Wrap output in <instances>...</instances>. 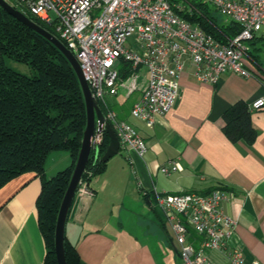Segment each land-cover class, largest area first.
I'll return each mask as SVG.
<instances>
[{"label": "crops", "instance_id": "crops-1", "mask_svg": "<svg viewBox=\"0 0 264 264\" xmlns=\"http://www.w3.org/2000/svg\"><path fill=\"white\" fill-rule=\"evenodd\" d=\"M249 46L247 63L253 75L225 73L215 84L200 81L186 57L174 107L155 115L151 126L131 115L147 84L145 68L108 97L109 107L143 137L147 152L141 157L121 149L103 173L84 182L91 195L76 194L65 237L81 264H183L163 226L156 192L216 187L228 192L223 207L237 220L231 245L241 247L248 262L264 264V108L252 110L257 130L253 144L232 142L223 131L227 108L238 101L251 106L264 96V35L258 34ZM171 159L178 160L181 169L164 174L159 168ZM72 163L68 151H52L46 176ZM41 191V178L33 171L0 188V264H47L37 208ZM214 257L218 264H228L223 254L215 252Z\"/></svg>", "mask_w": 264, "mask_h": 264}, {"label": "built area", "instance_id": "built-area-1", "mask_svg": "<svg viewBox=\"0 0 264 264\" xmlns=\"http://www.w3.org/2000/svg\"><path fill=\"white\" fill-rule=\"evenodd\" d=\"M212 5L226 21H234L240 32L225 44L197 23L182 18L168 0H12L11 5L53 26L59 39L80 63L85 79L105 118L114 128L121 149H132L141 157L147 152L143 137L109 107L108 97L118 94L123 80L121 60L132 68H145L147 84L134 103L131 115L149 126L157 114L168 113L179 94V78L186 57L202 82L215 84L225 73L253 75L248 67L249 42L264 35V0H201ZM183 1L175 4L183 10ZM28 15V14H27ZM174 66V67H172ZM264 108V96L250 106ZM105 131H96L93 151L100 148ZM169 174L181 169L176 159L160 166ZM81 181L78 192L91 195ZM77 192V193H78ZM228 192L216 187L209 193L188 190L156 192V206L163 214L166 230L183 264H218L215 252L228 264L248 262L241 247L230 240L237 220L223 207Z\"/></svg>", "mask_w": 264, "mask_h": 264}, {"label": "trees", "instance_id": "trees-1", "mask_svg": "<svg viewBox=\"0 0 264 264\" xmlns=\"http://www.w3.org/2000/svg\"><path fill=\"white\" fill-rule=\"evenodd\" d=\"M168 1L182 18L197 23L222 43H229L241 30L234 21L221 22L212 12L210 4L201 0ZM181 1L184 3L183 10L175 6ZM29 17L60 38L52 30L53 26L32 15ZM7 59L27 64L32 73L15 70ZM139 70L133 69L130 62L121 60L119 74L123 81ZM98 104L106 112L100 101ZM223 119V131L232 142H255L257 130L248 103H234L225 110ZM86 125L84 94L68 59L52 42L0 6V188L25 172H36L41 178L42 191L37 208L48 249L47 264H58L55 251L57 217L80 152ZM108 144L109 137L105 133L100 157L95 159L92 152L82 181L91 180L105 171L107 162L102 161L101 157ZM57 150L68 151L73 163L54 176L47 177L46 160L50 152ZM163 226L166 230L165 223ZM64 245L67 263L81 264L76 248L66 237Z\"/></svg>", "mask_w": 264, "mask_h": 264}, {"label": "water", "instance_id": "water-1", "mask_svg": "<svg viewBox=\"0 0 264 264\" xmlns=\"http://www.w3.org/2000/svg\"><path fill=\"white\" fill-rule=\"evenodd\" d=\"M0 6L20 22L24 23L34 31L44 36L64 54V56L68 59L73 69L75 70L84 94L87 110V125L84 131L82 145L72 173V177L60 206L55 230V251L58 264H68L64 245L66 221L68 218L69 210L82 181V176L86 170L87 164L93 152L92 138L96 131L103 130L108 134L109 144L106 151L101 157V160L104 162H107L112 157L120 153V140L110 122L106 120L104 111L94 99L89 84L84 77L80 63L77 60L76 56L72 53V51L69 50L57 36L36 23L27 14L11 5L7 0H0ZM99 157L100 148H96L94 150V158L98 159Z\"/></svg>", "mask_w": 264, "mask_h": 264}, {"label": "rangeland", "instance_id": "rangeland-1", "mask_svg": "<svg viewBox=\"0 0 264 264\" xmlns=\"http://www.w3.org/2000/svg\"><path fill=\"white\" fill-rule=\"evenodd\" d=\"M8 2H12V0H7ZM211 6V10H212V12H214L217 16H218V18H219V20L221 21V22H225L226 20H225V18L223 17V16H221V15H219L213 8V6L212 5H210ZM28 14V16L29 15H31L30 13H27ZM52 30H54V33H56V34H58L57 32H56V30L53 28ZM263 53V55H262V57L264 58V51L262 52ZM7 63L12 67V68H14L15 70H17V71H19V72H22V73H25V74H31L32 73V69L27 65V64H24V63H20V62H16V61H14V60H12V59H7ZM118 155V154H117ZM115 157V156H114ZM114 157H112V158H114Z\"/></svg>", "mask_w": 264, "mask_h": 264}]
</instances>
